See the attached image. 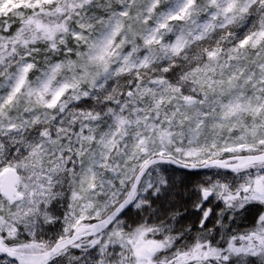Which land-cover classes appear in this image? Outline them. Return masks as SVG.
<instances>
[{"label": "snow or ice", "instance_id": "6c2138e0", "mask_svg": "<svg viewBox=\"0 0 264 264\" xmlns=\"http://www.w3.org/2000/svg\"><path fill=\"white\" fill-rule=\"evenodd\" d=\"M0 264H264V0H0Z\"/></svg>", "mask_w": 264, "mask_h": 264}]
</instances>
